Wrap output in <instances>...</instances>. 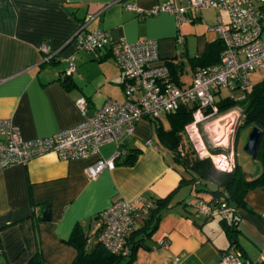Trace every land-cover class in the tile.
I'll return each mask as SVG.
<instances>
[{"label":"crops","instance_id":"1","mask_svg":"<svg viewBox=\"0 0 264 264\" xmlns=\"http://www.w3.org/2000/svg\"><path fill=\"white\" fill-rule=\"evenodd\" d=\"M187 1L0 0V118L9 119L22 138H32L79 122L83 115L74 105L79 95L86 101V114L105 100L122 101L121 73L107 47L89 53L64 44L81 26L82 31L106 30L114 39L156 40L158 61L173 70L170 79L180 87L188 85L195 65L217 60L222 43L211 27L217 13L225 24L226 13L191 8L185 13L190 20L178 22L166 10L144 13L162 3L178 6ZM261 10L264 14V1ZM260 38L264 42V23ZM40 43L46 45V53L39 49ZM69 55L75 69L65 74L64 59ZM157 115L134 121L131 134L122 139L120 158L128 150L136 151L130 164L115 159L110 169L88 177L85 167L113 152L115 145L108 142L84 157L62 160L48 152L0 169V264H25L35 251L48 264H68L75 250L65 239L73 227L81 229L90 243L96 239L97 214L114 200L141 196L156 207V200L166 194L170 197L158 210L155 227L148 234L135 235L140 242L129 264H164L174 255L175 264H220L219 254L228 247L257 258L264 243L261 190H246L242 203L232 206L225 218L200 213L198 206L213 198L210 190L215 185L205 189L208 199L198 203L201 196L191 197L192 190L201 186L186 180L188 175L174 162L172 151L160 144L155 126L166 129L168 123L164 127ZM182 134L181 130L178 143ZM176 148L174 153L180 155ZM257 169L255 164L247 173ZM41 212L45 220L40 219ZM226 225H231L233 240ZM162 237L166 243L158 245Z\"/></svg>","mask_w":264,"mask_h":264},{"label":"built area","instance_id":"2","mask_svg":"<svg viewBox=\"0 0 264 264\" xmlns=\"http://www.w3.org/2000/svg\"><path fill=\"white\" fill-rule=\"evenodd\" d=\"M264 0H188L174 6L162 3L145 10L155 14L166 10L173 14L175 22L189 21L185 16L191 8L211 7L224 11L227 22L222 23L215 15V30L222 43L217 60L210 64L195 65L190 81L184 87L170 79L166 65L158 61L156 40L152 38L131 41L114 39L106 30H83L81 26L64 44L71 43L74 49L95 53L105 46L121 73L122 101L105 100L98 108L86 114V101L79 95L74 105L83 118L51 134L22 138L17 127L7 118H0V169L23 164L32 157L51 152L66 160L96 153L100 145L113 142L115 147L107 158H97L85 167L88 177L102 169H110L121 153L120 144L124 136L132 132L134 121L141 117L152 118L158 113H169L180 106L191 108L190 119L183 125L184 136L177 144V152L185 153V146L192 156L207 158L212 167L229 172L235 167L233 137L240 124V108L232 106L218 110L214 94L219 89H241L251 87L252 72L264 74V42L260 32L264 23L261 3ZM135 9L133 5L127 6ZM180 41V38H178ZM39 49L46 53V45ZM47 59V57H45ZM64 73L74 69L72 57L65 59ZM155 206L141 196L132 199L118 198L96 216L94 225L96 240L111 252H128L127 238L140 218ZM205 216L217 213L225 218L233 211L232 206L220 198H212L198 206ZM264 223V207L262 209ZM165 238L157 240L164 245ZM264 258V243L257 258L241 256L232 248L223 249L218 258L220 264H259ZM177 256L164 264H175Z\"/></svg>","mask_w":264,"mask_h":264},{"label":"trees","instance_id":"3","mask_svg":"<svg viewBox=\"0 0 264 264\" xmlns=\"http://www.w3.org/2000/svg\"><path fill=\"white\" fill-rule=\"evenodd\" d=\"M221 48L222 45L219 51ZM167 67L169 75L171 76L173 70L170 66ZM218 91L215 93H218ZM214 103L218 110L238 106L240 108L241 121L237 128L244 126L249 129L254 126L259 130L254 156L252 157L258 164V169L254 174L250 175L242 171L237 164H235V167L231 171L221 172L214 169L207 158H197L192 156L190 152H185L182 155L174 153V148L180 140V131L183 125L190 119L191 108L188 106H180L167 113L165 118L168 127L166 129L156 124L155 131L160 144L172 151L174 162L181 166L187 173V181H196L200 186H205L208 183L215 185V188L210 190V193L213 194V198H220L230 206H234L242 203L243 194L246 190L257 187L261 190L264 199V74H262L260 80L254 83L251 82L250 89L244 91L241 99L235 100L232 96L226 94L215 98ZM236 130L233 137V145ZM135 154V150H128L121 158H116L115 163L130 164ZM169 197L170 194H166L157 199L156 207H153L149 213L144 216L142 219L143 223L138 228H133L129 233L127 238L128 252L126 253L111 252L105 249L96 239L87 243L84 232L77 227H73L65 239L75 250L68 264H129L133 257L135 247L140 242V237H135V235L138 233H140L141 236L148 234L149 231L155 227L159 217L158 210L166 205ZM225 230L230 239L233 240L231 225H226ZM25 264L48 263L44 261L38 251H35L27 259Z\"/></svg>","mask_w":264,"mask_h":264},{"label":"rangeland","instance_id":"4","mask_svg":"<svg viewBox=\"0 0 264 264\" xmlns=\"http://www.w3.org/2000/svg\"><path fill=\"white\" fill-rule=\"evenodd\" d=\"M185 70L187 72V66L185 67ZM186 72H183L181 75V79L184 81L187 79V73ZM249 78H250L251 82L254 83V82H256L262 78V74L260 72H253L250 74ZM215 94H216V98H218V96H223V95L229 94L230 96L233 97V99L238 100V99L242 98L244 91L241 89H232V90L220 89L218 91V93H215ZM157 116H158L157 120H160L161 124L164 127H166L167 123H166L165 116L163 114H158ZM248 131H249V129L247 127H244V126H240L237 128L233 148H234L235 159H236V162H237L239 168L242 171L251 173V171L254 170L255 164H257V163L255 161H252V159L246 153H244V151L242 150V145L245 141V138H246ZM184 150H185V152H190L186 146H185ZM164 151L167 155V158L169 160H171L169 152L166 150H164ZM210 185L211 184H209V183L206 184L205 186H201V187H200V185H198L200 187V189L197 187L199 190H197L195 192H193V190H192L191 197L194 194H197V196H201L200 200L198 199L196 201V202L199 201L198 203L201 202V199H208L209 193L205 189L207 187H210ZM252 189L255 191L254 193H258V191H259L258 188H256V187H254ZM195 203H194V201L193 202L191 201V205L194 206Z\"/></svg>","mask_w":264,"mask_h":264},{"label":"water","instance_id":"5","mask_svg":"<svg viewBox=\"0 0 264 264\" xmlns=\"http://www.w3.org/2000/svg\"><path fill=\"white\" fill-rule=\"evenodd\" d=\"M258 136H259V130L254 126L250 127L249 131L247 132L245 141L242 145V150L244 151V153H246L251 158L254 156ZM46 218L47 217L45 213L41 212L40 219L45 220Z\"/></svg>","mask_w":264,"mask_h":264}]
</instances>
